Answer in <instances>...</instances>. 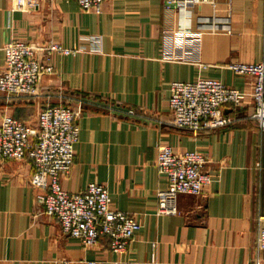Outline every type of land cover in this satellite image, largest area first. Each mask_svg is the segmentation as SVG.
<instances>
[{
    "label": "crops",
    "instance_id": "crops-1",
    "mask_svg": "<svg viewBox=\"0 0 264 264\" xmlns=\"http://www.w3.org/2000/svg\"><path fill=\"white\" fill-rule=\"evenodd\" d=\"M165 2L108 0L97 15L73 0H41L31 12L13 11L12 0H0V75L12 42L53 40L81 50L67 57L39 51L55 72L42 78L33 99L0 94V125L10 115L36 126L47 105L83 104L76 162L63 186L77 193L103 184L112 206L140 223L126 254L112 252L107 238L87 248L44 214L30 184L32 161L0 160V264H264V251L255 245L256 218L264 215V132L251 118L255 79L229 68L264 62V0L198 6L193 27L204 34L187 55L163 34L178 27ZM200 78L248 98L225 107L233 126L194 138L173 125L170 88ZM161 144L208 156L212 184L201 196L181 195L178 215L158 214L156 194L168 188L157 168Z\"/></svg>",
    "mask_w": 264,
    "mask_h": 264
},
{
    "label": "built area",
    "instance_id": "built-area-1",
    "mask_svg": "<svg viewBox=\"0 0 264 264\" xmlns=\"http://www.w3.org/2000/svg\"><path fill=\"white\" fill-rule=\"evenodd\" d=\"M40 1L12 0V10L31 12L39 7ZM73 1L84 12L101 15L108 0ZM210 2L166 0L165 12L175 16L178 22V27L163 30L174 50H180L185 55L194 51L204 34V31L193 27L195 10ZM4 51L0 94L11 100L37 97L42 78L55 72L52 64L38 57L39 51L48 56L59 54L65 57L81 52L53 40L42 46L12 42ZM229 68L238 75L254 77L250 95L254 104L251 118L264 132V62L233 63ZM170 91L169 105L174 127L189 132L194 138L233 126V119L224 113L225 107H240L248 98L247 93L208 78L195 82H173ZM82 107L81 103L77 108L47 105L39 112L36 126L6 115L0 125V160L23 161L29 158L32 161L34 172L30 184L38 192L37 202L43 206L44 214L60 224L64 235L79 240L87 248H94L107 238L112 252L126 254L140 229L136 216L115 209L110 192L103 184L91 183L85 191L70 193L62 183L75 166L80 133L78 119ZM126 115L133 116L135 112L128 110ZM207 163L208 156L202 151L179 154L169 145L158 147V172L168 181V188L156 194L159 215H178L181 195L204 194L213 182L211 173L206 170ZM256 228V248L264 251V215L256 218ZM85 264L98 263L87 261Z\"/></svg>",
    "mask_w": 264,
    "mask_h": 264
}]
</instances>
